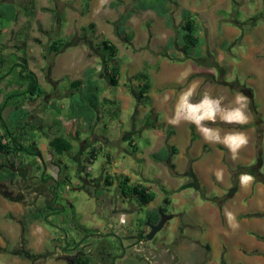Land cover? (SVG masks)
<instances>
[{
  "label": "crops",
  "instance_id": "1",
  "mask_svg": "<svg viewBox=\"0 0 264 264\" xmlns=\"http://www.w3.org/2000/svg\"><path fill=\"white\" fill-rule=\"evenodd\" d=\"M194 1L197 0H192L183 9L188 10L191 15L200 14L204 21L201 22L204 27L203 32L209 39L210 37L215 38V47L212 48V44L207 46L208 42H206V46L210 47L211 51H204L205 48H203L204 52L201 51L199 60L187 58L192 59V61L182 71L189 70L190 75H200L199 85L206 87L200 91L205 94L210 95L213 85H217L218 93L217 91L216 93L218 96L215 101L218 103L216 106L220 114L215 119L222 124L223 128L218 133L210 127L197 125L193 119L195 117L191 113H189V117L193 122L179 120L176 114V105L174 113L170 115L169 101L173 94L170 91L166 95L154 97L151 100V106L144 112H140L138 108L135 109V106L131 105L134 101L132 100L133 97L121 96L118 98L117 96L116 104L121 106L120 110L132 106V120H134L135 127L139 123L143 125L141 132H137L136 129L135 132L131 131V136L129 135L130 137L126 140L128 144L134 149L137 148L132 136L138 135L140 137L146 133L148 136L145 141L147 148H154V150L167 148L169 152L171 148L174 149V153L169 156V163L175 166L179 165V167L187 166L193 178L192 182L206 190L205 192H197L184 188L168 199L169 204L166 207L163 206V203L153 205L150 202L144 205L143 207L147 211L156 210L157 213L158 210H161L160 207L165 208L166 212L164 213L170 218L163 227L167 226L168 235L162 241H155L156 233L151 242L141 239L139 245L140 247L146 245V248L150 250L149 254L151 253L155 259L154 264H264V19H260L259 21L262 22L257 24L255 22L251 27L243 30L240 21H235L232 24L222 22L223 18L219 13L223 11V7L229 0H200L201 3L198 6L193 4ZM238 3L241 1L238 0ZM261 3L263 4L264 0ZM3 4L5 2L0 1V5ZM8 4L15 7L14 3ZM15 11L17 19L10 24L18 21L19 14L16 7ZM256 14L251 12L244 21ZM195 22L199 25L196 19ZM6 27L0 28V34H2V29ZM59 39L53 37L50 44ZM226 41L232 44L229 49L225 47ZM48 54L53 55L54 53L49 52ZM62 55L58 56L62 57ZM2 56L0 47V68L5 62ZM58 56L57 58H59ZM204 57L210 58L213 64H209ZM42 62L44 66L45 64L48 65L52 74L59 67L62 69V65L63 69L69 66V64L65 66V62L62 61L58 63V59L53 64L52 62L46 63L45 60ZM183 63L187 64L188 62ZM25 66L27 68L26 61ZM214 69L217 70L216 77L214 76ZM178 75L166 78L172 81ZM2 76L0 85H9L11 79L8 75L2 74ZM61 81L59 78L49 77L44 82L46 88L38 83L44 90V95L38 98L26 97L21 103L23 109L30 112V121L39 127L29 134L33 133L35 136L36 146L41 153V157H37L41 166H38L36 160H34L36 163L28 164L25 159L26 156L13 159L14 166L12 169L17 175L10 187L14 194L21 193L24 199L12 201L0 195V231L5 232V239H9L12 237L11 235L18 236L16 243L20 249L26 250L27 248L34 251V253L30 252L27 255L29 261L33 260L31 257L48 261L51 258L49 255L57 251L61 253L54 255L53 258L61 260L66 255L64 246L72 245L73 242L81 239L85 243L91 237L101 240L104 238L101 235L107 234V232H101L102 229L107 230V226H104L105 223L91 227L81 223V219L91 220L92 211L80 214V222L75 225L71 216L64 213L65 208H71L70 202L66 201L67 206L65 208L58 203L65 198V190H78L79 187L70 188V184H74L72 182L74 174L77 181L79 177L86 178L81 173L80 165L83 156L89 151L88 149L95 147L101 153L102 146L109 144L106 136L84 138L85 128L83 125L74 129V132L66 125L63 126V119L68 118L66 117L67 107L65 103L71 90L68 89L63 92L60 89ZM73 81H80L81 87H83L87 81L86 74L84 73V78L81 80L69 81V86ZM92 82L100 84L102 88L94 124L100 125L106 131L108 130L107 124L101 125V120L104 117L107 119V86L103 84L106 80L93 78ZM11 85L14 88L6 92L0 88V105H3L0 109V115L4 119L15 108L10 103L11 96L9 95H12L16 90L25 89L24 84H16L19 90L15 84ZM142 85L144 84L139 83L137 88L139 89ZM137 98L139 99V97ZM35 99H38L39 102L42 100L40 104L43 107L42 111L49 119L32 120L34 115L29 109L37 105ZM139 100L145 104L144 101ZM205 101L212 100L202 96L193 106H199ZM147 104V106L150 104L148 99ZM5 111L6 115L3 116ZM238 111L244 117L243 122L237 119ZM146 115L151 122L145 120ZM229 116H234L235 119H226ZM227 125L230 127L229 131H227ZM57 135L71 140L72 149L63 155H56L48 146V142ZM241 136L246 142L235 147L234 141H237ZM79 140L82 145L78 147V160L73 161L74 164L70 166L66 158L69 157L72 150H76ZM42 141L46 142L50 157L45 156L41 151ZM95 141H98L96 146L92 144ZM82 147H85V150H82ZM119 149L124 148L120 146ZM103 158L101 174H94L92 169V176L88 174L89 180H93L95 179L93 177L97 176L100 189H107V187H103L107 180L113 181L117 177V181L120 182L124 178H128L126 170L114 167V158L110 153L106 152ZM63 181L66 182V186L63 187L64 192L58 197L54 183H62ZM182 183L183 181H181ZM136 184H131V186ZM29 198H35L36 202L33 204ZM45 204L52 206V210L58 211L49 217L48 221L57 218L61 223L60 225L53 224L54 226H50L52 231L43 229L41 227L42 221L26 222L21 226L19 222L22 221L23 214L27 209H45ZM125 204V202L122 203L123 206ZM38 225L41 227V231H39ZM63 227L77 232L76 240ZM95 227H99L101 230L94 229ZM108 227H112L110 222ZM116 228L122 230L123 233H129L130 236L135 234L146 235L149 232L145 224L144 226L140 225L139 228H134L132 225L127 228L119 224V220ZM88 229L93 231V234L85 233ZM107 235L113 236L111 233ZM123 242L124 245L129 244ZM6 254H9L8 250ZM165 260H167L166 263ZM129 264H145V262L139 259Z\"/></svg>",
  "mask_w": 264,
  "mask_h": 264
},
{
  "label": "rangeland",
  "instance_id": "2",
  "mask_svg": "<svg viewBox=\"0 0 264 264\" xmlns=\"http://www.w3.org/2000/svg\"><path fill=\"white\" fill-rule=\"evenodd\" d=\"M0 1L5 2V4L14 3L19 14L18 21L13 24L7 23L4 18H0V27L8 26L3 28L2 34H0L1 53L5 60L0 68V76H2V74H7L11 79L9 85H0V88H3L5 92L14 88L11 84H15V86L16 84H24L25 88H27L28 81L20 76L22 74H20L22 68L26 67L25 61L27 71L36 74L38 83H40L42 87L49 77H55L62 80L60 82V89L63 90V92L68 89L71 90L68 82L74 79H83L84 73L88 68L95 69L96 73L100 72L102 57L100 43L102 40H108L117 48L116 59L120 69L117 77L118 85L112 87L108 82L107 84L103 82V84L107 86V119L104 117V119L101 120V125L103 123L107 124L108 130L105 131L100 125L96 126V124H94L89 130L85 129L83 132L84 138L106 136L109 142L108 145L102 146L101 153L98 152L99 149L97 150L95 147L92 148L95 149L97 153V158L91 165L94 174H101V162L104 160L103 155L107 152L114 158V167L116 169L121 168L122 170H126L127 177L130 179L129 185L136 183L142 184L150 191H153L154 185H156L154 176L151 175L155 171V165L152 163L151 158L154 148L146 147L145 141L148 137L147 134L144 133L140 137L138 135L132 136L137 145L136 149L130 146L128 141H126L127 138L131 136V131L135 132L134 130L136 129L137 132H141L143 125L139 123L135 127L134 120H132V106L127 108L123 107L124 109L120 110L121 106L116 104V100L121 96H126L127 98L133 97L132 100L134 101L131 100V105L135 106V109L138 108L140 112H144L151 106V100H153L154 97L162 94L166 95L169 91L171 93L175 90L176 93H179L176 99V114L179 120L181 119L191 123L193 121L189 117V113L195 117L193 118L195 120L201 114L202 109L208 106L215 114L211 116L210 119H204L200 122H195V124L200 125L203 121L214 120L220 114L216 106L218 103L215 101L218 96V91L212 96L201 92L195 99H191L190 95H192V93L197 89L202 90L206 87H200V75H190L189 70L182 71L190 65L189 63L192 59L189 60L180 55L182 46H177L176 44L181 35V32H179L181 22L180 10L183 9L186 4H190L192 0H187L188 2L185 0H175V4L169 7V14L172 18V26L170 28H166L163 20L157 17L152 11H140L131 14L130 18L124 24L125 31L121 35L118 33L119 28L117 27V22L122 15H125L127 12L130 13L134 2L133 0ZM240 1L241 3H238V0H229L228 3L225 4L223 11H219V14L223 18V21L221 20L222 22L232 24L235 23V21H240L242 22L241 28L246 30L253 24H251L248 19L244 21L246 16L250 15L251 12H253V14L257 13L253 17L256 24L262 22L259 21L260 19H264V3H261L262 0ZM115 2L119 3V5L114 7L112 3ZM200 3V0H197L194 1L193 4L198 6ZM192 17L199 22V36L204 39L202 42L203 47L200 48V50L202 52L211 51V48L207 46L212 44V48L215 47V38L210 37L209 39L206 37L203 32L204 27L201 23L204 21L199 13L192 14ZM90 25H93L92 29L89 28ZM207 34H209V32H207ZM53 37H58L65 43L64 47L56 55L55 53H52L53 55L48 54L49 51L47 46L52 41ZM168 39H172L174 42L173 46L170 48L166 47ZM206 42H208L207 46ZM230 45H232L231 42H225L226 49H229ZM203 48L206 50L204 49L203 51ZM196 51L197 49H195V56L198 55ZM61 54H63L62 57L58 56ZM57 56L59 58H57ZM56 59H58V63L62 61L63 63L65 62V66L68 64L69 66L63 69L62 65V69L59 67L58 70L52 74L50 71L51 69H48V65H43L42 60H45L46 63L52 62L53 64ZM205 59L209 64H213L210 58ZM185 61L188 63L184 64L183 62ZM51 67H53V65H51ZM214 71V76L216 77L217 70L214 69ZM177 74L179 75L175 77L176 80L173 79L169 81L166 78ZM164 81L167 82L164 83ZM139 83L148 85L146 92L147 98L146 101H144L145 104L137 98V85ZM17 89L19 90L18 87ZM24 90V88L20 89V91L16 90L12 95H9L11 96L10 103L12 106L21 104L26 97H30L29 95H20L25 92ZM202 96L212 101H205L199 106H193ZM70 98L71 97L68 96V100L65 103L67 111ZM147 99L150 100L149 106H147ZM35 100L37 101L38 99ZM41 102L42 100H40V102H35L37 105L34 107L29 105V107H31L29 110L34 115L32 118L34 121L36 119H49L42 111L43 107L40 105ZM137 103L138 106L136 107ZM5 115L6 111L3 112V116ZM147 117L148 115H146L145 120L151 122ZM230 117L234 116H229L226 119ZM72 119H75V121H71L70 118H64L63 126L66 125V127H69L74 132V129L83 125V121L76 118ZM77 142L76 150H72L69 157L66 158L70 166L74 164L73 161L78 160V147L82 144L80 140ZM92 144L96 146L98 141ZM120 146L124 149H119ZM92 149L89 148L86 154H89ZM41 151L45 156L50 157L49 149L44 141H42ZM25 156L26 155H24V157ZM84 157L85 156L82 158V162L84 161ZM25 159L28 164H32L35 162L34 160H36L38 166H41V162L37 157L26 156ZM188 170L187 166H181L179 168V171L182 172ZM83 175L88 178V174ZM89 175L92 176V172H90ZM90 176L89 178H91ZM93 178L96 179L97 176ZM115 179L116 180L112 181L111 186H106L104 184L103 187H107V189H100L101 186H99V183L95 182V189H90L89 192L73 189L65 190V198L58 203L65 208V206H67L66 201L70 202L71 208H65L64 213L71 216L73 224L78 225L81 217L80 214L92 211L93 216L90 217L91 220L81 219V223L84 226L91 227L99 223H103V225L105 223L104 226H107V230H101L99 227H95L94 229L101 230V232L104 233L107 232V234L117 233L122 236L121 234H124L122 230L116 228L118 220L123 216L126 221L124 227L128 228L132 225L134 228H139V223H145L146 221L147 209L140 206L134 198H123L118 188L119 182L117 181V177ZM72 182L74 184H70V188H77L80 186L75 174L73 175ZM100 182L101 184L103 183L102 180ZM180 183V181H173L171 182V186L175 189H183L189 186V182L187 184ZM123 202L126 203L124 206L122 205ZM151 203L153 205H160L163 203V199L155 196ZM51 221L53 224H61L57 218H52ZM109 222L114 228L108 227ZM41 227L46 231L51 230V227L45 222L41 223ZM41 227L38 225L39 231L42 230ZM63 229L76 240L78 235L77 232L71 231V229L65 227H63ZM88 232L93 234V231L89 229L85 231V233ZM95 233L94 231V234ZM58 234L61 235L59 232ZM107 234H102L101 236L104 238L101 240L91 237L89 240L85 241L83 249L86 254L91 257L93 263L108 264L110 252L111 255L119 252L122 254L124 245ZM167 235V226H164L157 232L156 238L154 239L155 241H162ZM11 236L12 237L9 238L10 240L5 239V232L3 233L0 231V264L5 262L6 264H67L62 259L55 260V257L53 258L54 255L61 253L60 251L50 254L49 256L51 258L48 261L42 258L37 260L34 257H31L33 260L29 261L27 255L30 252L34 253V251H30V249L27 248L26 250L20 249L16 243L19 237L15 235ZM143 248L146 249V245L141 246V252H139L143 262H146V259L154 261L155 259L151 258L147 251H142ZM7 250L9 254H6ZM105 251L107 255L102 257L101 253ZM144 257L146 258L145 260ZM101 258L104 260H101ZM166 262L167 260H165V263Z\"/></svg>",
  "mask_w": 264,
  "mask_h": 264
},
{
  "label": "trees",
  "instance_id": "3",
  "mask_svg": "<svg viewBox=\"0 0 264 264\" xmlns=\"http://www.w3.org/2000/svg\"><path fill=\"white\" fill-rule=\"evenodd\" d=\"M135 3L132 5V9L127 12L125 15H122L117 22V27L119 28V35L124 31V24L130 18L132 13H137L140 11H152L157 17L163 20L166 28L172 26V18L169 14V7L175 4V0H134ZM119 3H112V6H117ZM181 22L179 26V32H181L179 41L176 42L177 46H182V50L188 55H191L192 59L199 60L201 55L202 39L199 36L200 27L195 22V19L192 17L190 12L186 9L180 10ZM0 18H4L7 23L15 22L17 19V13L15 7L12 4H3L0 5ZM249 22L255 23L253 17L249 18ZM2 28V27H0ZM89 28H93V25H90ZM173 40L168 39L166 47L170 48L173 46ZM65 45L62 40L53 41L48 46V51L50 53H56L61 50ZM101 50V70L99 73H96L95 69L88 68L85 72L86 74V84L81 87L80 81H73L70 85L71 92L69 108L66 113V117L72 119H81L83 121L84 128L89 130V128L94 125L96 121V109L99 104V96L101 94L102 88L100 84L93 83V78H103L110 86L115 87L118 84L117 77L119 75V65L116 59L117 48L110 43L108 40H102L100 43ZM195 49H197L198 55L195 56ZM194 50V51H193ZM194 52V53H193ZM191 53V54H190ZM25 72V73H24ZM22 73V74H21ZM24 73V74H23ZM20 76L28 81L27 88L25 92L20 95H29L30 97H40L44 95V90L38 84L37 78L34 73L27 71L26 67L22 68ZM97 74V75H96ZM3 76H0V79ZM148 85H142L138 91V97L142 101L146 98V92ZM79 98V99H77ZM3 105H0V109ZM59 112V111H58ZM30 112L26 109H23L22 104H17L15 108L11 111L7 118H3L0 115V179L14 180L16 178V173L13 171V159L18 158L19 156H32V157H41V153L36 146L35 136L33 130L38 129L37 124H34L33 121H30ZM60 125V122L58 123ZM4 141V142H3ZM49 149L56 155H63L64 153L69 152L72 149L71 140L67 139L61 135L53 137L48 142ZM84 150L85 147H82ZM136 149V148H135ZM95 149H92L90 153L92 154ZM174 153V149L171 148L169 152L167 148L161 149L157 153L151 155L152 160L162 162L169 158L170 155ZM10 163L8 162L9 159ZM12 161V162H11ZM81 170V165H80ZM91 182H97V179L91 180ZM129 179L124 178L119 182V189L123 197L134 198L140 206H144L154 200L155 193L150 191L146 186L136 184L129 185ZM58 186L63 188L66 186V182L62 183L57 182ZM106 185L111 186L112 181L107 180ZM164 212V209H162ZM45 209H27L22 217V221L19 223L21 226L26 222L34 221H45ZM151 224H156L159 221V215L156 210L147 211L146 219ZM144 222L140 223L141 226H144ZM140 239H145L144 234L139 235ZM106 252V251H105ZM101 253V256L104 257L106 253ZM103 258H101L102 260ZM104 260V259H103ZM72 264H96L92 262L91 257L86 253H78L76 256L72 257Z\"/></svg>",
  "mask_w": 264,
  "mask_h": 264
},
{
  "label": "flooded vegetation",
  "instance_id": "4",
  "mask_svg": "<svg viewBox=\"0 0 264 264\" xmlns=\"http://www.w3.org/2000/svg\"><path fill=\"white\" fill-rule=\"evenodd\" d=\"M180 55L184 56L185 58H191V55H188L186 52H184L182 49H180ZM175 55V54H174ZM217 91V85H213L212 87V91L210 93V95H214ZM202 91H200L199 89H197L194 93H192V95H190L191 99H195V97H197ZM179 93H176V91H173V94L170 98L169 101V114L172 115L174 113V109H175V105H176V99L179 96ZM196 101V100H195ZM201 125L203 126H207L210 127V129L215 130V132L220 133V130L223 128L221 125V123L214 119L212 121H204L201 123ZM227 127V131L230 130L229 125L226 126ZM161 149H157L154 150L153 153H157L159 152ZM172 157V156H171ZM153 164L155 165V171L151 174L152 176H154V179L156 181V185H154V189L153 192L155 193L156 197H161L163 199V206H167L168 203V199L174 195H176L177 193L181 192L183 189H175L171 186V182L173 181H183V184L188 183L189 186H187L185 189H192L195 190L197 192H201V191H206L205 189H202L200 185H197L195 183H193V178L192 175L190 173V170L188 171H179V165L175 166L172 165L171 163H169V158H167L166 160L162 161V162H158L155 160H152ZM189 169V168H188ZM14 180H6V179H0V195L4 196L5 192H11V197L7 198L9 200L12 201H17V200H23L24 196L21 193L18 194H14L13 189L10 187V185H12ZM80 186L79 188H77L79 191H90V189L94 190L95 189V182H91V180H89L88 178H81L79 177L78 179ZM192 183V184H191ZM181 184V183H180ZM54 187H56L57 190V196L59 197V195H61L64 192V189L61 188L60 186H58L57 182L54 183ZM5 197V196H4ZM32 203L34 204L36 202L35 198H29ZM160 207V209H165V208ZM44 208L46 210V214H45V221L47 222V224L49 226H54L53 223H51V221H48V218L51 217L54 213H57L58 211H54L52 210V206H48L47 204L44 205ZM159 211V210H158ZM164 212H166V210H164ZM163 212V213H164ZM165 214V213H164ZM113 227V226H112ZM114 228V227H113ZM123 232V231H122ZM113 236V238L115 240H117L120 244L125 242H128L129 244L124 245L123 248V252L122 254L116 253L113 255H111L110 252V257H109V261L108 264H129L132 263L133 261H138L139 259H142L141 255L139 252L140 251V245H139V240H141L139 238V235L135 234L133 236H130L129 233H124L121 234L122 236H120V234L117 233H111ZM71 244V242H70ZM85 243L81 240L75 241L72 243V245H68V246H64V251L65 254L63 256V260L67 263V264H72V257L76 256L78 253H86L84 251V245ZM122 247V245H121ZM144 249V248H143ZM142 251H147V253L149 254L150 250L148 248L144 249ZM112 250V249H111ZM107 255V252H106ZM149 256L151 258H153V255L150 253ZM114 257V259H113ZM154 259V258H153ZM149 262V263H148ZM153 260L151 259H146L145 264H154Z\"/></svg>",
  "mask_w": 264,
  "mask_h": 264
},
{
  "label": "water",
  "instance_id": "5",
  "mask_svg": "<svg viewBox=\"0 0 264 264\" xmlns=\"http://www.w3.org/2000/svg\"><path fill=\"white\" fill-rule=\"evenodd\" d=\"M11 194H12L11 192L7 191L4 193V196L6 198H10ZM158 214H159V221L156 224H151L148 220L145 222V225L149 229V232L145 235V239L147 242H151L155 234L162 229L165 222L170 218L168 215H165L163 212H161V210L158 211ZM122 252H123V248H122Z\"/></svg>",
  "mask_w": 264,
  "mask_h": 264
},
{
  "label": "built area",
  "instance_id": "6",
  "mask_svg": "<svg viewBox=\"0 0 264 264\" xmlns=\"http://www.w3.org/2000/svg\"><path fill=\"white\" fill-rule=\"evenodd\" d=\"M71 121H75V119H71ZM4 142V141H3ZM97 158V153L94 151L92 154H86L84 157V161L81 164V172L85 175L89 174L91 172V165L94 163V161ZM125 219L123 216L119 220V224L124 225L125 224Z\"/></svg>",
  "mask_w": 264,
  "mask_h": 264
},
{
  "label": "bare ground",
  "instance_id": "7",
  "mask_svg": "<svg viewBox=\"0 0 264 264\" xmlns=\"http://www.w3.org/2000/svg\"><path fill=\"white\" fill-rule=\"evenodd\" d=\"M214 114L215 113L208 106L207 108L202 109L201 114L195 120H196V122H200L204 119H210V117L213 116ZM229 119H235V117H230Z\"/></svg>",
  "mask_w": 264,
  "mask_h": 264
},
{
  "label": "clouds",
  "instance_id": "8",
  "mask_svg": "<svg viewBox=\"0 0 264 264\" xmlns=\"http://www.w3.org/2000/svg\"><path fill=\"white\" fill-rule=\"evenodd\" d=\"M237 119L240 122L244 121V117H243L242 113H240L239 111L237 112ZM245 142H246L245 139L241 136L237 141H234V144H235V147H239L240 145H243ZM233 150H235V148H233Z\"/></svg>",
  "mask_w": 264,
  "mask_h": 264
}]
</instances>
